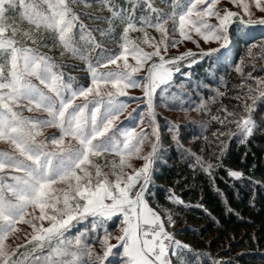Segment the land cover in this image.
Wrapping results in <instances>:
<instances>
[{
	"label": "snow or ice",
	"instance_id": "1",
	"mask_svg": "<svg viewBox=\"0 0 264 264\" xmlns=\"http://www.w3.org/2000/svg\"><path fill=\"white\" fill-rule=\"evenodd\" d=\"M232 2L240 11L218 0H0V142L8 145L0 150V264H192L186 256L211 255L177 239L166 227L174 223L171 210L158 204L157 211L145 197L154 163L166 151L157 99L173 96L169 89L182 67L190 80L187 69L201 61L209 62L210 76L217 65L232 63L242 79L232 110L223 107L212 117L227 129L218 132L224 138L219 148L206 153L201 147L198 154L181 142L178 124L168 132L193 172L207 175L224 214L239 218L231 201L239 198L237 183L246 178L227 166L225 140L238 135L244 143L264 132V112L254 115L257 101H264V77H245L244 60L232 62L230 52L234 43L247 44L249 26L264 27V0ZM82 17L104 24L89 25ZM133 32L142 36L133 38ZM98 37L118 40L119 46L105 48ZM181 40L196 50L171 54ZM254 47L247 48L249 56ZM43 49H58L61 59ZM72 58L85 65L83 80L65 72L79 67L67 62ZM130 88H141V95L132 97L145 109L139 131L120 123L128 105L119 98ZM45 128L57 132L45 135ZM110 154L111 163L105 159L102 166L99 158ZM133 157L139 161L135 166ZM218 171L226 175L217 176ZM167 192L172 204L199 208L218 222L203 203L189 204L174 190ZM255 200L253 191L251 206ZM114 217L121 225L115 236L106 227ZM84 221L91 228L71 234ZM21 232L23 243L14 242Z\"/></svg>",
	"mask_w": 264,
	"mask_h": 264
},
{
	"label": "trees",
	"instance_id": "2",
	"mask_svg": "<svg viewBox=\"0 0 264 264\" xmlns=\"http://www.w3.org/2000/svg\"><path fill=\"white\" fill-rule=\"evenodd\" d=\"M121 3H124V0H121ZM85 23L102 26L104 24L102 21L89 19H85ZM255 30V35H252ZM98 39L105 48L115 50L119 46L118 40L99 37ZM246 39L247 44L244 41L232 44L231 61L238 64L244 60L245 77L249 73L253 77H264V49L260 47L261 42H264V27L249 26ZM253 45L255 47L249 56L247 48ZM43 51L61 59L58 49ZM67 62L79 67L65 68V72L78 80H83L87 74L84 70L85 65L76 58L68 59ZM209 70V62L201 61L199 66L193 65L187 69L191 72V79L187 80L183 75L185 68L182 67L181 73L174 76L175 85L169 89L173 96L165 102L157 99L156 112L159 114L157 119L166 151L161 150L159 158L154 163L153 183L149 186L145 198L157 211L161 210L157 207L158 204L171 210L174 223L167 227L175 232L177 239L189 244L194 252L211 254L208 258L196 257L200 264H211V260H231L232 264H264V132L256 131L244 143L240 142L238 135L225 140L227 166L241 171L246 178L242 183H237V188L241 190L239 198H232L231 201L232 207L239 212V218L224 214L219 199L208 183L207 175L199 170L193 172L188 163L181 158L168 132L172 123L178 124L181 142L198 154L201 147L206 153L219 148V141L224 138L218 137V132L227 129L222 128L212 117L223 107L232 110V106L236 104L234 97L238 91L237 85L242 78L234 71L232 63L212 68L214 76L209 75ZM218 92L223 95H218ZM202 104V107H198ZM140 108L142 112L145 111L143 105H140ZM261 112H264V101L258 100L254 115L258 116ZM134 113L136 115V112ZM123 122L131 128L136 125L127 118ZM232 131L236 132V129L233 128ZM193 137L196 139L193 140ZM145 148L148 150L150 148L147 142ZM216 175L223 177L226 174L218 171ZM216 183L221 189L229 191L222 181L217 180ZM168 189L180 194L186 203H203L218 222L213 223L199 208L185 209L172 204L167 199ZM253 191L256 200L255 205L251 206L249 201ZM161 215L164 213L161 212ZM118 225L119 220L114 217L106 227L113 232ZM85 227L91 228L89 221L81 222L72 229L71 234L74 235ZM101 230L102 228L98 229V235ZM185 259L196 264L192 256H186Z\"/></svg>",
	"mask_w": 264,
	"mask_h": 264
},
{
	"label": "rangeland",
	"instance_id": "3",
	"mask_svg": "<svg viewBox=\"0 0 264 264\" xmlns=\"http://www.w3.org/2000/svg\"><path fill=\"white\" fill-rule=\"evenodd\" d=\"M249 2H250V0H249ZM218 4L220 6L225 7V8H229V9H231L233 11H240V8L236 4H234L232 2V0H218ZM254 12H255L256 16H258L260 14L258 9H254ZM148 31H149V33L151 35L156 36L157 38H159L158 33H156L155 30L148 29ZM254 33H256V30L253 31L252 35H255ZM130 35H132L133 38H138V37L142 36V34L139 33V32H133V33H130ZM142 46L145 47V50H151L146 45L142 44ZM213 46H215V45L213 44ZM188 48H192L194 51L196 50L195 45L191 41L181 40V43L179 45H177L176 47L170 48L169 51H170L171 54L175 55V54H178L179 52L187 50ZM129 62L130 63H134V61L132 60L131 57H129ZM117 63L118 64H122V61H118ZM126 91L128 92V95L127 96H122V97L119 98L122 102H124V103H126L128 105L127 110L124 113L121 114L120 123H121V126H122L123 129L131 128L128 125L126 126V122L124 123L123 121L127 118L128 112H132L133 109H137V111H136V115L137 116L133 112V116H136V117H134V118L132 117V119H130V122L135 123L136 124L135 127L137 128V131H139L140 130L139 117H140V114L143 113V112L141 111L140 107L137 108V105L140 104V102L137 101V100H133L131 96H133V97L140 96L141 95V88H130V89H127ZM123 125H125V126H123ZM145 129H146V125H145ZM43 131H44L45 135H49V134L57 132V130L55 128H45ZM7 147H8V145L4 144L3 142H0V150H6ZM143 148H144V146H143ZM144 150L147 151L148 149L145 148ZM113 157H114V154H110V155H108L106 157L99 158L98 162L101 163V165L103 166L105 159H107L109 161V163H111ZM116 159H117V162H118L119 158L116 157ZM132 163L135 166V165H137L139 163V161L135 157H133L132 158ZM105 170H107V169H105ZM84 222H86V221H84ZM21 227L25 228V229H28L30 231V227L28 225H21ZM120 227H121V225H120V222H119L118 228L116 230H114L113 232H111L113 234V236L118 235L120 233ZM168 230H169V228H168ZM18 236L20 237L19 239L13 238L14 242L22 244L23 243V238H24V233L23 232L18 233ZM99 236L102 238L103 229L101 230V233L99 234ZM111 242L115 243V240L113 239ZM97 247H99L98 244H97Z\"/></svg>",
	"mask_w": 264,
	"mask_h": 264
}]
</instances>
